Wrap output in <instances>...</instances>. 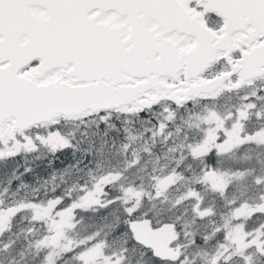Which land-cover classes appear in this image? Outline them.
<instances>
[{"label":"snow or ice","instance_id":"1","mask_svg":"<svg viewBox=\"0 0 264 264\" xmlns=\"http://www.w3.org/2000/svg\"><path fill=\"white\" fill-rule=\"evenodd\" d=\"M0 264H264V0H0Z\"/></svg>","mask_w":264,"mask_h":264},{"label":"flooded vegetation","instance_id":"2","mask_svg":"<svg viewBox=\"0 0 264 264\" xmlns=\"http://www.w3.org/2000/svg\"><path fill=\"white\" fill-rule=\"evenodd\" d=\"M21 163H23V161L21 160ZM21 170H23V169H21Z\"/></svg>","mask_w":264,"mask_h":264},{"label":"trees","instance_id":"3","mask_svg":"<svg viewBox=\"0 0 264 264\" xmlns=\"http://www.w3.org/2000/svg\"><path fill=\"white\" fill-rule=\"evenodd\" d=\"M22 169V168H21Z\"/></svg>","mask_w":264,"mask_h":264}]
</instances>
